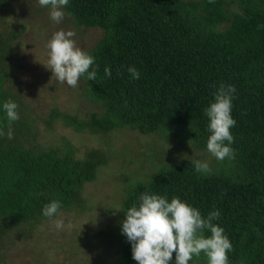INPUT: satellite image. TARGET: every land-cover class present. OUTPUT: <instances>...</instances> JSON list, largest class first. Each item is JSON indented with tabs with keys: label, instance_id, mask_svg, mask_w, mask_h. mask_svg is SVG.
Listing matches in <instances>:
<instances>
[{
	"label": "trees",
	"instance_id": "1",
	"mask_svg": "<svg viewBox=\"0 0 264 264\" xmlns=\"http://www.w3.org/2000/svg\"><path fill=\"white\" fill-rule=\"evenodd\" d=\"M12 1L43 13L38 0H0V9ZM62 11L65 24L101 33L87 52L94 59L89 72L96 70V78L81 76L87 97L101 110L88 119L58 108L41 114L17 76L24 69L16 62V47L27 25L0 17V129L5 133L0 136V264L17 240L38 234L49 219L43 215L45 204L59 201L58 213L84 211L85 186L109 162L100 149L78 157L66 137L43 142V130L62 126L99 136L131 130L174 138L180 152L188 145L208 151L205 109L222 84L236 89L229 145L234 158L216 159L215 170L207 173L196 171L193 163L165 164L126 188L113 231L121 243L114 264H138L122 221L145 193L169 202L178 197L205 219L218 211L213 223L232 244L229 264H264V0H69ZM130 67L139 79L132 78ZM9 100L20 116L11 124L12 139L3 109ZM204 235L211 233L205 229ZM107 243L99 252L110 247ZM170 264H176L175 253ZM189 264H208V258L202 252Z\"/></svg>",
	"mask_w": 264,
	"mask_h": 264
},
{
	"label": "rangeland",
	"instance_id": "2",
	"mask_svg": "<svg viewBox=\"0 0 264 264\" xmlns=\"http://www.w3.org/2000/svg\"><path fill=\"white\" fill-rule=\"evenodd\" d=\"M38 10V9H37ZM43 13H31L27 6L12 1L0 9V17L11 22L27 25V32L21 37L22 43L16 47V62L23 71L17 76L23 84L24 95L38 105L41 114L51 108L79 118H90L91 113L100 111L101 106L86 95V85L81 77L75 88L60 83L46 66L48 41L56 31H74L72 39L76 46L86 53L101 37L98 30L75 29L64 19L60 23L50 19V8H39ZM30 12V13H29ZM226 26H220L223 30ZM70 140L82 157L92 150L107 152L109 162L102 166L98 178L85 186L83 195L88 201L86 209H71L57 213L40 227L38 234L27 241H16L11 246L5 264H114L118 262L119 242L113 233L116 228L120 206L126 188L147 175L155 173V168L165 164L207 162L211 169L216 168V158L205 150L183 146L181 152L176 140L163 139L157 135L142 136L131 130H117L102 136L77 133L70 128L55 126L53 131L43 130L42 141L55 144L59 137ZM63 219L65 227L56 229L54 221ZM71 223L72 227L67 225ZM110 247L99 252L100 244ZM107 243V244H108Z\"/></svg>",
	"mask_w": 264,
	"mask_h": 264
},
{
	"label": "clouds",
	"instance_id": "3",
	"mask_svg": "<svg viewBox=\"0 0 264 264\" xmlns=\"http://www.w3.org/2000/svg\"><path fill=\"white\" fill-rule=\"evenodd\" d=\"M40 6H50V19L60 23L64 19L63 7L69 0H38ZM211 2V0H210ZM74 31H56L48 41V61L46 66L60 83L75 88L79 78L87 73L88 80H95L97 71L89 68L94 59L91 55L76 46L72 37ZM132 78L139 79V72L130 67ZM105 75L111 76L110 68H105ZM234 86L221 85L214 93L215 102L205 109L210 119L211 135L207 141L208 151L219 161L234 158L229 146L233 142L230 132L236 121L232 118V93ZM18 105L9 100L3 104L8 120L7 136L13 138L12 122L20 119ZM5 133L0 129V136ZM225 141L228 143L225 144ZM190 143V142H189ZM196 171L207 173L211 169L207 162L192 161ZM139 206L133 205L127 210L126 219L122 221V233L132 244L133 259L138 264H170L175 253L176 264H189L193 256L200 257L203 252L208 258V264H229L228 252L232 249L229 238L224 235V229L213 223L220 215L218 211L211 212L207 219L200 211L180 198L174 197L169 202L159 195L147 193L140 197ZM61 204L52 201L43 207L45 217H53L58 213ZM56 229L65 227L63 219L54 221ZM68 228L72 224L67 225ZM210 231L211 236L205 237L204 230Z\"/></svg>",
	"mask_w": 264,
	"mask_h": 264
}]
</instances>
